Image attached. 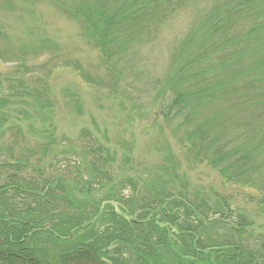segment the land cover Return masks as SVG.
<instances>
[{
  "label": "trees",
  "instance_id": "16d2710c",
  "mask_svg": "<svg viewBox=\"0 0 264 264\" xmlns=\"http://www.w3.org/2000/svg\"><path fill=\"white\" fill-rule=\"evenodd\" d=\"M44 1L74 23L95 61L87 68L46 40L23 42L0 21V264H264V224L231 198L264 218V0H0V10L34 16ZM190 7L167 65L143 80L151 127L183 164L174 157L158 172L131 149L118 153L125 144L95 123L75 137L57 130L55 70L74 71L95 106L102 94L138 101L127 60ZM67 96L83 116L80 93ZM200 164L221 190L189 182Z\"/></svg>",
  "mask_w": 264,
  "mask_h": 264
},
{
  "label": "rangeland",
  "instance_id": "374dc122",
  "mask_svg": "<svg viewBox=\"0 0 264 264\" xmlns=\"http://www.w3.org/2000/svg\"><path fill=\"white\" fill-rule=\"evenodd\" d=\"M195 10H197L195 7H190L182 11L177 19L172 22V25L163 30L159 42L150 46L146 45L139 50L136 49V54L127 60V64L130 66V70L127 71L129 81L127 86L133 84L132 87L135 88L132 90L140 92L139 100H134L131 104L126 96H122V103L126 99L125 105H128L127 108L130 106L131 109H135V113H131L128 117L125 116L127 111L120 106L122 103L108 100V97L103 94L100 95L102 96L101 99L96 101L98 106H95L94 91L83 85L75 76L74 71L67 68L55 70L50 81L52 93H54L58 104L57 113L54 117L57 130L70 137H75L81 127L87 126L90 130H93L95 123L101 131L108 133L112 139L115 137L125 144L124 146L118 144L117 149L120 148L118 153L126 150L125 148L131 149L140 162L143 161L145 164H149L158 172H163L166 168L172 169L175 161L174 157L177 159L179 155L174 152L173 142L168 138L167 141L170 142L173 153L171 158L166 157L165 149L169 146L168 142L162 141L163 135L156 128L151 127L152 111L150 101L153 92L150 85L145 87L143 80L148 78L147 76H150V79L158 77L159 72L163 71L170 57L169 52L173 39L186 31L194 18ZM34 11V16L31 14L23 16L18 12L10 13L7 10H0V21H6L12 31L20 33L18 37L23 42L35 43L39 40H46V43H53L58 47L57 53L77 59L87 68L89 67L87 65L95 61V50L88 48L83 40L79 39L74 23L65 18L61 11L54 7L50 1L38 3L34 7ZM26 28L33 29L29 36L31 38L28 37L29 39L22 37ZM44 54L40 55L39 61L48 58L47 54ZM67 89H69L68 94L80 93L83 103V116L78 117L76 111L71 109L72 103L68 102ZM138 108L142 111L137 110ZM179 158V162L183 164V158ZM160 165L164 167L161 168ZM180 170L178 169L177 172H180ZM189 172L187 178L190 183H200L205 187L211 186V188L221 190L217 175L208 166L200 164ZM231 198L237 210L242 212L245 219L249 222L252 221L254 226L264 224V218L260 215L257 216L258 214L254 212L256 208L251 201H247L239 193H235ZM215 200L216 198H214ZM239 215L242 218V215Z\"/></svg>",
  "mask_w": 264,
  "mask_h": 264
}]
</instances>
